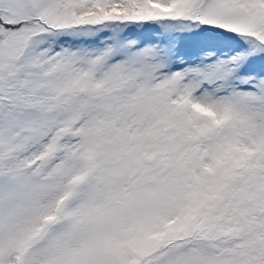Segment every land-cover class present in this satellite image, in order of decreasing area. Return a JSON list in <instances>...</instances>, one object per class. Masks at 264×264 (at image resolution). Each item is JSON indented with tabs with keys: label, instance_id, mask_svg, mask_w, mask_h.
<instances>
[{
	"label": "snow or ice",
	"instance_id": "1",
	"mask_svg": "<svg viewBox=\"0 0 264 264\" xmlns=\"http://www.w3.org/2000/svg\"><path fill=\"white\" fill-rule=\"evenodd\" d=\"M0 264H264V0H0Z\"/></svg>",
	"mask_w": 264,
	"mask_h": 264
}]
</instances>
